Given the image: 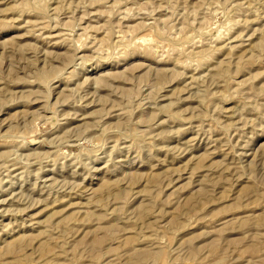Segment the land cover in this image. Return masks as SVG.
Segmentation results:
<instances>
[{
	"label": "rangeland",
	"instance_id": "rangeland-1",
	"mask_svg": "<svg viewBox=\"0 0 264 264\" xmlns=\"http://www.w3.org/2000/svg\"><path fill=\"white\" fill-rule=\"evenodd\" d=\"M0 264H264V0H0Z\"/></svg>",
	"mask_w": 264,
	"mask_h": 264
}]
</instances>
